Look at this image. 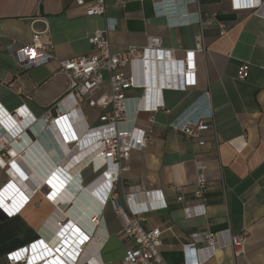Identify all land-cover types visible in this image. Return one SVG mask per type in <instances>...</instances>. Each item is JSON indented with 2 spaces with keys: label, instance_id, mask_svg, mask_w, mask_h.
Here are the masks:
<instances>
[{
  "label": "crops",
  "instance_id": "1",
  "mask_svg": "<svg viewBox=\"0 0 264 264\" xmlns=\"http://www.w3.org/2000/svg\"><path fill=\"white\" fill-rule=\"evenodd\" d=\"M255 1L254 8L235 9L234 0H106L105 14L88 16L75 0H0V107L12 112L25 105L37 119L47 111L56 113L55 104L66 92L68 78L60 73L57 60L25 70L8 54L10 46L29 43L34 31L43 32L60 59L91 53L88 36L98 28L108 29L113 51L143 46L148 35H157L164 49L182 59L201 32L204 43V50L196 53L195 85L150 92L164 102L153 113L152 143L134 149L123 161L127 169L121 171L105 204L93 198L89 188L81 193L71 188L72 194L66 191L62 201L46 198L49 184L44 185V180L55 186L54 192L63 188L62 179L42 162L52 158L45 148L62 154L58 136L50 132L46 142L34 143L33 132L23 127V135L17 131L12 136L7 129L10 121L2 112L0 137L5 145L0 156L9 163L0 161V190L10 182L16 190L6 198L17 202L23 197L21 192L37 191L13 216L2 211L1 203L6 201L0 203V264H7L9 252L38 239L55 251L57 241L67 232L56 225L63 217L67 227L81 226L88 232L85 219L94 206H102L103 222L84 246L83 258L88 260L83 264H121L133 242L121 232L124 220L112 200L116 198L118 206L126 208V194L136 189H160L168 202L167 208L146 213L143 222L147 229L162 231L160 253L168 264H185L182 245L190 241L191 233L202 230L247 234L244 255L235 256L225 246L204 264H264V0ZM214 14L226 25V34H221L218 24L202 26L201 21ZM179 21L189 23L178 25ZM244 62L249 63V75L239 79L238 69ZM140 94L139 89L128 91V96ZM88 115L92 125L99 124L98 111ZM150 116L140 113L139 124H146ZM182 119L205 120L214 127L200 138L189 139L174 127ZM36 126L41 132V123ZM197 159L206 165L210 183L204 201L207 213L187 217L177 196L183 194L193 205L201 203L194 196ZM64 164L69 169L74 165ZM74 170L72 182L83 185ZM86 170L82 176L88 183L95 175ZM57 254L55 262L69 258L64 252Z\"/></svg>",
  "mask_w": 264,
  "mask_h": 264
},
{
  "label": "built area",
  "instance_id": "2",
  "mask_svg": "<svg viewBox=\"0 0 264 264\" xmlns=\"http://www.w3.org/2000/svg\"><path fill=\"white\" fill-rule=\"evenodd\" d=\"M75 3L82 7L88 16L103 15L106 12V0H75ZM255 6H257L255 0H234L235 9ZM188 23L189 21H179L177 24ZM201 24L202 26L218 24L221 27V34H226V25L219 22L215 14L209 19L202 20ZM88 42L93 49L91 53L63 59L53 54L43 32L39 31L33 32L29 43L19 47L10 46L8 54L25 70L57 60L60 73L68 78V87L55 104V114L47 111L37 119L25 105L12 112H4L2 107L0 109L10 121L8 124L10 129L5 123L4 125L12 136L17 131L18 135H23L21 133L23 127L33 132L35 136L33 139L36 138L34 143L38 141L42 143L47 140L45 135L53 132L58 136L57 141L60 142L63 150L65 147L68 148L66 155L62 156L69 158L68 163H74L72 158L84 155L83 158L81 157L82 161L74 163L71 169L60 162L57 168L54 163L51 166L52 160L58 156L57 153L54 149L45 148V152L52 153V158L42 162L51 169L50 173L57 174L63 181L62 191L58 192L57 189L54 192L55 186L44 180V185L49 184L46 198L62 201L65 200L66 191L72 194L71 188L80 193L84 192L85 188H89L93 198L100 199L105 204L115 189L121 171L127 169L123 166V161L134 149H144L152 143L151 134L155 123L153 113L163 108L164 102L160 97L156 99L154 96L151 97L150 92H162L165 89L186 90L196 84V53L204 50L203 33L196 35L194 47L188 49L182 59L176 58L173 50L164 49L162 38L157 35H148L147 42L143 46L128 45L121 50L113 51L112 43L108 38V29L98 28L89 34ZM127 68H130L129 72ZM248 75L249 63L244 62L239 66L237 77L246 79ZM132 89L142 90V94L128 96V91ZM89 111H98L99 124L90 123ZM142 112L151 113L148 122L144 125L139 124V115ZM38 123L42 125L41 132L35 128ZM174 127L191 139L200 138L203 132L214 126L205 120L191 122L182 119L174 123ZM5 140L12 141L6 137ZM4 145L0 137V148ZM0 161L5 165L9 163L1 156ZM195 163L198 177L195 181L194 196L200 199L201 203L193 205L183 194L177 196V201L183 203L187 217L202 216L207 213L204 201L210 183L205 174L206 165L200 159ZM74 169L77 170L78 173L75 174L79 175L84 186L77 181L72 182L73 178L70 174ZM86 169H90L95 176L85 184L82 174ZM15 188L8 182L0 190V203L6 201L4 203L6 206L2 203L1 205L8 216L18 214L37 191L35 188L30 194H26L17 188L23 197L18 202L11 197L8 203L7 193L15 191ZM14 201L15 206L12 208L9 205ZM112 201L124 220L121 232L133 242V245L126 249L121 264H168L160 253L163 244L162 231L159 228L147 229L143 224L146 213L168 207L162 190L131 191L125 196L126 208L119 207L116 198ZM85 222L88 232L81 226L67 227L64 217L57 220L56 225L61 229L66 228L67 232L57 241L55 251H52L43 239H38L9 252L6 255V263L83 264L88 260L86 257L83 258L85 251L83 249H86L84 246L89 242L90 237H95L96 231L103 222L102 206L100 208L94 206L87 214ZM90 225L91 229H89ZM246 245V233L233 235L228 231L202 230L191 233L190 241L183 243L182 247L186 255L185 264H204L215 256L218 249L225 246H230L235 256L244 255ZM71 250H76V253ZM56 251L62 254L64 252L69 258H65V261H53V257L58 255Z\"/></svg>",
  "mask_w": 264,
  "mask_h": 264
},
{
  "label": "bare ground",
  "instance_id": "3",
  "mask_svg": "<svg viewBox=\"0 0 264 264\" xmlns=\"http://www.w3.org/2000/svg\"><path fill=\"white\" fill-rule=\"evenodd\" d=\"M2 114H3V113H2V111H1L0 115H2ZM4 116H5V115H4ZM1 117H2V116H1ZM60 149H61V151H62V154H60V155L57 154L58 156H56L55 160H54V159L52 160V162H54L55 164H57V167H58V163H59V162H60L61 164H64L65 161H67V157H64V158H63L62 156H63V155H66V151H67L66 149H68V148L65 147V148H64L65 150H63V148H60ZM56 153H57V152H56ZM83 156H84V155H81L82 158H83ZM81 157L72 158V159H73L74 163H77V162H79V161H80V162L82 161V160H81V159H82ZM74 163H73V164H74ZM74 171H75V170H74ZM76 171H77V170H76ZM76 171H75V172H76ZM72 173H73V172H72Z\"/></svg>",
  "mask_w": 264,
  "mask_h": 264
},
{
  "label": "rangeland",
  "instance_id": "4",
  "mask_svg": "<svg viewBox=\"0 0 264 264\" xmlns=\"http://www.w3.org/2000/svg\"><path fill=\"white\" fill-rule=\"evenodd\" d=\"M67 162H68V161H67ZM68 168H69V167H68ZM88 171H89V169L86 170L85 173L87 174ZM84 183L86 184V183H87V180H84Z\"/></svg>",
  "mask_w": 264,
  "mask_h": 264
},
{
  "label": "clouds",
  "instance_id": "5",
  "mask_svg": "<svg viewBox=\"0 0 264 264\" xmlns=\"http://www.w3.org/2000/svg\"><path fill=\"white\" fill-rule=\"evenodd\" d=\"M14 204V202H12V205ZM12 205H9V206H12ZM8 209V208H7ZM9 210V209H8ZM2 211L3 212H6L5 209L2 208Z\"/></svg>",
  "mask_w": 264,
  "mask_h": 264
},
{
  "label": "water",
  "instance_id": "6",
  "mask_svg": "<svg viewBox=\"0 0 264 264\" xmlns=\"http://www.w3.org/2000/svg\"><path fill=\"white\" fill-rule=\"evenodd\" d=\"M120 203H121V200H120ZM122 204V203H121Z\"/></svg>",
  "mask_w": 264,
  "mask_h": 264
}]
</instances>
